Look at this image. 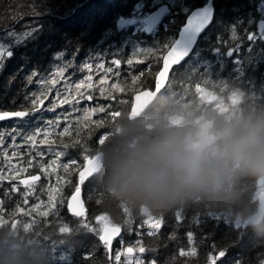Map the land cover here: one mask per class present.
I'll return each mask as SVG.
<instances>
[{
	"label": "trees",
	"instance_id": "obj_1",
	"mask_svg": "<svg viewBox=\"0 0 264 264\" xmlns=\"http://www.w3.org/2000/svg\"><path fill=\"white\" fill-rule=\"evenodd\" d=\"M98 1L0 0V42L8 46L0 60V112L31 109L33 100L38 105L24 119L0 123V175L13 177L0 180V216L4 217L0 227L22 239L31 237L29 244L39 243L48 264H151L153 260L156 264H264V235L232 213L199 202L177 206L161 216L151 214L161 219L157 230L143 224L148 217L135 213L127 223L123 213L119 219L107 215V221H96L97 215L106 213L94 184L85 180L81 186L87 214L78 218L69 213L68 200L79 183L85 155L97 154L99 136L104 133L105 139L121 111L130 112L136 92L154 87L164 53L189 12L207 0ZM214 1L212 26L192 56L172 71L168 83H179L169 90L185 104L217 113H221L219 104L227 106L226 115L256 110L264 106V41L257 26L264 19V0ZM163 4L169 11L151 34L143 24L122 23L141 10L148 15ZM68 19L78 22L64 26L71 30L68 35L53 33ZM34 50L41 57L30 59L28 54ZM117 59L119 66L111 63ZM101 63L103 67H97ZM85 64L92 68L84 69ZM58 68L65 69L64 75H51ZM88 95L93 99L87 100ZM100 107L103 112L91 111ZM113 111L119 115L112 117ZM33 135L34 143H29L27 137ZM42 140L48 143L41 144ZM64 164L69 165L68 171ZM36 173L42 179L32 189L19 182L21 176ZM258 178L240 179L245 202L259 203ZM50 198L54 209L46 207ZM45 212L47 216L42 215ZM106 224L121 229L107 248L99 240ZM59 227L70 231L60 233ZM128 247L134 251L126 255ZM140 247L145 248L143 253ZM117 251L120 261L115 260Z\"/></svg>",
	"mask_w": 264,
	"mask_h": 264
},
{
	"label": "clouds",
	"instance_id": "obj_2",
	"mask_svg": "<svg viewBox=\"0 0 264 264\" xmlns=\"http://www.w3.org/2000/svg\"><path fill=\"white\" fill-rule=\"evenodd\" d=\"M178 83L150 92L112 122L94 147L95 196L113 219L161 216L199 202L264 235V204L245 202L239 187L242 177H264V106L235 115L201 109L172 94L170 85ZM29 239L0 227V264H48L42 246Z\"/></svg>",
	"mask_w": 264,
	"mask_h": 264
},
{
	"label": "snow or ice",
	"instance_id": "obj_3",
	"mask_svg": "<svg viewBox=\"0 0 264 264\" xmlns=\"http://www.w3.org/2000/svg\"><path fill=\"white\" fill-rule=\"evenodd\" d=\"M148 51H151V49H149ZM184 55L183 51H181L179 48L177 47H171L170 50H168L167 52V55L163 57V69L164 71L160 73V79H158L156 81V89H159L161 87V84H162V81L164 80V76H165V73H167L169 71V68L172 66V65H175V63ZM113 65H116V66H119L121 61L119 59L117 60H113L111 62ZM129 65L132 64V61L131 60H128L127 62ZM97 67H103V64H98ZM84 69H91L92 68V65L91 64H85L83 66ZM107 71L111 72L112 69L109 68L107 69ZM65 73V69L64 68H58L56 71H54L51 75H58V76H63ZM40 83H44V80L41 79L40 80ZM53 83H55V81H53ZM88 87H91V85H89ZM114 88H116L117 86L116 85H113ZM77 90H79V86H77ZM101 92V95H103L104 93V89L101 88L100 90ZM150 92H144L143 93V96H140V95H137L135 97V101L137 102V104H141L143 102V98H145ZM82 99H84L85 97L81 96ZM87 100H92L93 97L91 95H88L86 97ZM55 103V102H54ZM54 106V105H53ZM38 105H37V101L36 100H33L32 101V108L31 109H28V110H24V111H4V112H0V118H4V117H17V118H22V117H25L26 115H29L30 112H35L36 109H37ZM51 107V106H50ZM99 110L100 112H103L104 111V108L103 107H100L99 109H91V111H97ZM87 112V110H86ZM110 115L112 117H116L119 115V112L118 111H113L110 113ZM48 123L49 125H51L53 122L52 121H48L46 122ZM97 125H100V121H96L95 122ZM85 127H87V125H85ZM36 133H39L40 129H36L35 130ZM65 131H67V129H65ZM77 131L79 132V129H77ZM47 134V133H45ZM27 140L29 141V143H34V140H35V136H29L27 137ZM104 141V135H100L99 136V142H98V145L102 144ZM41 144H44V143H48L46 140H42L40 142ZM75 146V145H73ZM82 149L85 151V152H88L89 149L87 146L85 145H81ZM13 155H16V153H13ZM37 156H41L42 153H39L37 152L36 153ZM97 155H85L84 159H85V165H84V168L83 170H81L79 172V182L80 183H77L75 185V192L73 194V196L71 197V201L68 202L67 204V209L69 211V213H71L73 216H76V217H84L85 216V211H84V208L82 205L80 206H77L76 204H74L72 201H78V198L80 197V194H81V186L80 184L81 183H84L86 178L88 179V182L89 184H94L95 182V172H96V161H97ZM29 164H31V161H29ZM64 169L66 171L69 170V165L68 164H64L63 165ZM16 171L15 168L12 169V172L14 173ZM20 171H23V169H20ZM13 177L11 175L9 176H4V175H0V180H5V179H12ZM39 177L38 176H30L28 179H25V180H20L19 182L25 186H27L28 189H32L33 188V185H34V182L36 180H38ZM12 190L15 191L16 190V185L13 184L12 185ZM52 192H55V189H52L50 191V197H51V193ZM25 195H27V193H25ZM46 207H49V208H55L56 205L55 203L53 202V200L50 198L49 202H48V205H46ZM20 211H23L22 209H20ZM42 215H45L47 216L48 213L45 212L43 213ZM125 216H127L129 219L127 222H130L131 221V214H128V213H125ZM144 216L148 217L147 219H144L143 220V224L144 225H147L150 229L152 230H157L161 227V219H154L151 214H144ZM96 221H107L108 220V216L107 215H97L95 217ZM4 220V217L3 216H0V222H3ZM87 225V224H86ZM88 226V225H87ZM94 231V229H92ZM59 231L60 233H66V232H69L70 229L67 228V227H59ZM120 232V227L117 225V226H114L111 228V230H109L108 226L105 225V227H103L101 229V235L99 236V240L104 244V246L107 248L111 245V242L113 240V237L118 234ZM134 249L132 247H128L126 249V255L128 254H131L133 253ZM145 251V248L144 247H140L139 248V252L140 253H143ZM183 250H181V255H183ZM220 255H223V253H219ZM86 256L90 258L89 256V253H86ZM115 260L116 261H120L121 260V252L120 251H117L115 253ZM136 264H143L142 261H137ZM151 264H156V261L153 260L151 261Z\"/></svg>",
	"mask_w": 264,
	"mask_h": 264
},
{
	"label": "water",
	"instance_id": "obj_4",
	"mask_svg": "<svg viewBox=\"0 0 264 264\" xmlns=\"http://www.w3.org/2000/svg\"><path fill=\"white\" fill-rule=\"evenodd\" d=\"M168 11H169L168 5L163 4V5L159 6L158 8H156L154 11H152L150 14H148L144 19V22H145L144 30H145V32L148 34L153 33L158 28V26L162 23V21L164 20L165 16L168 13ZM215 15H216V8H215V1L214 0H207L203 5L196 7L189 12L187 19H186L185 23L181 26L176 39L171 44V46L168 48V50H170L171 47H177L181 51H183L184 55L175 63V65H172L169 68V71L167 73H165L164 80L162 81L161 87L166 86L168 84L169 77H170L172 71L177 66L186 62L190 58V56H192L196 47L198 46L200 38L212 26V24L215 20ZM259 28L261 30L264 29V21L259 22ZM168 50L164 53L163 57L167 55ZM163 57H162L161 68L156 75L154 87L151 89L139 90L138 92H136L134 94L130 112L142 104V103L137 104V102L135 101V97L137 95L143 96L144 92H153V91L157 90L156 89V81L158 79H160V73L164 71V69H163ZM150 94L151 93H149L147 96H149ZM143 100H144V98H143ZM5 111H24V110H5ZM224 111H225V109L221 110V112H224ZM2 112H4V111H2ZM26 117H28V115H26L25 117H22V118L4 117V118H0V123L8 121V120H12V119H24ZM97 154H95V155H97ZM84 165L79 170V172L81 170H83ZM78 175H79V173H78ZM30 176H38L39 177V179L36 180L34 183L39 182L42 179L41 173H36V174L25 175V176L21 177L20 180L28 179ZM86 180H88V179L86 178ZM257 185L258 186L264 185V177L258 178ZM23 186H25V185H23ZM80 186H81V184H80ZM74 192L75 191H73L72 194L70 195L68 202L71 201V197L73 196ZM72 202L74 204H76L77 206L82 205L84 208V211H85V215L87 214V207H86V202H85L84 197H83L82 186H81V194H80V197L78 198V201H72ZM258 202H259V204H264V191L260 192V194L258 196ZM78 218H81V217H78ZM106 225L108 226L109 230H111V228L115 226V225H110V224H106ZM120 234H121V229H120V232L113 237V240L116 239L117 237H119ZM111 244H112V242H111ZM109 247H111V245Z\"/></svg>",
	"mask_w": 264,
	"mask_h": 264
},
{
	"label": "rangeland",
	"instance_id": "obj_5",
	"mask_svg": "<svg viewBox=\"0 0 264 264\" xmlns=\"http://www.w3.org/2000/svg\"><path fill=\"white\" fill-rule=\"evenodd\" d=\"M95 0H93L94 2ZM100 2V0L98 1V3ZM91 7H94V5H92ZM147 16V14H145L142 10L140 12H137L133 18L131 20H125V22H122V23H126V24H132V23H135L136 25L139 23V25L143 24V28L145 27V22H144V19L145 17ZM83 18V17H82ZM69 19L63 23H60V25L56 26L55 29H52L53 33L57 34H62V35H68L67 33H69L71 30L70 28L69 29H65L64 26H69V27H72L74 26L75 24H78V22H76L75 20L74 21H69ZM85 22V20H84ZM79 26V25H78ZM73 30V29H72ZM78 31V30H76ZM8 49V46H6L4 43L0 42V60L1 58L3 57V55L6 53ZM36 56H40V54L34 50V52L28 54V57H30V59L33 57L35 58ZM27 59V58H26ZM235 98V97H234ZM234 101V100H233ZM219 107L221 110H224V112H221V113H225L226 112V109H227V106H223L221 104H219ZM228 115V114H227ZM20 181V179H19ZM260 191H264V185L263 186H257ZM171 248V247H170ZM170 253V252H169ZM166 261V260H165Z\"/></svg>",
	"mask_w": 264,
	"mask_h": 264
},
{
	"label": "flooded vegetation",
	"instance_id": "obj_6",
	"mask_svg": "<svg viewBox=\"0 0 264 264\" xmlns=\"http://www.w3.org/2000/svg\"><path fill=\"white\" fill-rule=\"evenodd\" d=\"M260 21H264V19L259 20V21H258V24H257V26H258V31L260 32L261 38H262V40L264 41V29L261 30V29L259 28V22H260ZM259 37H260V36H259ZM253 39H254V37H253Z\"/></svg>",
	"mask_w": 264,
	"mask_h": 264
}]
</instances>
